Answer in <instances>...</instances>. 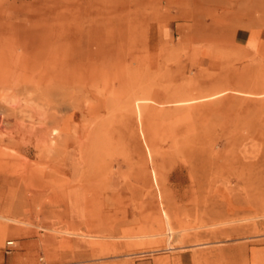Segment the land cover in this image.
Here are the masks:
<instances>
[{
	"label": "rangeland",
	"instance_id": "374dc122",
	"mask_svg": "<svg viewBox=\"0 0 264 264\" xmlns=\"http://www.w3.org/2000/svg\"><path fill=\"white\" fill-rule=\"evenodd\" d=\"M0 214L264 264V0H0Z\"/></svg>",
	"mask_w": 264,
	"mask_h": 264
},
{
	"label": "crops",
	"instance_id": "0c3cea01",
	"mask_svg": "<svg viewBox=\"0 0 264 264\" xmlns=\"http://www.w3.org/2000/svg\"><path fill=\"white\" fill-rule=\"evenodd\" d=\"M8 235L12 239L5 241ZM66 236L69 240L67 245L62 246L60 236L55 235L54 231L39 232L18 225L15 232L5 233L3 237L0 245L5 241L4 249L7 241H13V245L9 252L4 250L7 256L0 257V264H173L160 254L142 259H132L129 254H114L117 247L113 243L106 241V247H101L91 241L106 239V236ZM15 243L18 246L14 250Z\"/></svg>",
	"mask_w": 264,
	"mask_h": 264
},
{
	"label": "bare ground",
	"instance_id": "6f19581e",
	"mask_svg": "<svg viewBox=\"0 0 264 264\" xmlns=\"http://www.w3.org/2000/svg\"><path fill=\"white\" fill-rule=\"evenodd\" d=\"M219 94V93H218ZM214 96V95H213ZM209 99V98H208ZM140 101V100H139ZM139 101L136 103V111H137V113H138V115H140L139 114ZM141 101H145V100H141ZM141 101H140V103H141ZM138 115H137V117H138ZM140 117V116H139ZM138 117V118H139ZM164 218H165V216H164ZM0 220H2V221H4V222H6V223H8L10 226H0V230L1 231H8V232H10V231H14V227L13 226H16L17 224H20V221H18L16 218H13V217H8V216H5V215H3V214H0ZM168 225V224H167ZM167 229H168V238H167V236H166V238H167V244H170V242H171V240H172V237H171V232H170V227H169V225H168V227H167ZM179 234V233H178ZM169 247V246H168ZM171 247V246H170Z\"/></svg>",
	"mask_w": 264,
	"mask_h": 264
},
{
	"label": "built area",
	"instance_id": "2783aa9c",
	"mask_svg": "<svg viewBox=\"0 0 264 264\" xmlns=\"http://www.w3.org/2000/svg\"><path fill=\"white\" fill-rule=\"evenodd\" d=\"M12 245H13V241L10 240L6 242V248H5L6 252L10 251Z\"/></svg>",
	"mask_w": 264,
	"mask_h": 264
}]
</instances>
